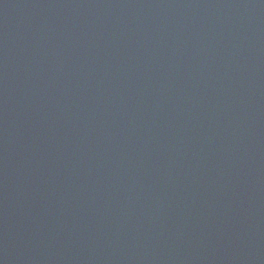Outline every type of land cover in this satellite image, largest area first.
Returning <instances> with one entry per match:
<instances>
[{
  "label": "water",
  "instance_id": "95a60500",
  "mask_svg": "<svg viewBox=\"0 0 264 264\" xmlns=\"http://www.w3.org/2000/svg\"><path fill=\"white\" fill-rule=\"evenodd\" d=\"M0 264H264V0H0Z\"/></svg>",
  "mask_w": 264,
  "mask_h": 264
}]
</instances>
